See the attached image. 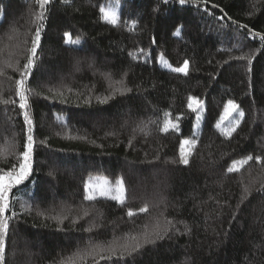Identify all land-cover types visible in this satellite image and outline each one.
Segmentation results:
<instances>
[{
  "label": "trees",
  "instance_id": "trees-1",
  "mask_svg": "<svg viewBox=\"0 0 264 264\" xmlns=\"http://www.w3.org/2000/svg\"><path fill=\"white\" fill-rule=\"evenodd\" d=\"M109 1L115 26L101 19ZM39 11L36 0H0V168L23 162L25 111L34 141L31 176L8 193L5 264H264V41L254 35L264 0H50L21 109L15 81ZM159 56L188 61V75L161 69ZM190 97L204 104L197 134ZM229 100L245 113L230 138L216 128ZM95 177L120 179L125 201L86 199ZM166 220L167 236L120 258Z\"/></svg>",
  "mask_w": 264,
  "mask_h": 264
},
{
  "label": "snow or ice",
  "instance_id": "snow-or-ice-1",
  "mask_svg": "<svg viewBox=\"0 0 264 264\" xmlns=\"http://www.w3.org/2000/svg\"><path fill=\"white\" fill-rule=\"evenodd\" d=\"M40 11L36 14L35 21L38 23V26L35 29V33L31 40V47L28 49L30 52V55L27 57V63L23 65V71L21 72V79H18L15 81V87H16V95L19 97V107L21 109H26L28 107V97L25 94L26 88H25V81L30 73V70L34 66L35 63V57L37 55V49L40 47V40H41V31L44 28V20L46 19L45 11H46V5L50 3V0H36ZM64 2L70 3L71 0H64ZM181 4H185L188 2V0H179ZM198 2L208 3V0H198ZM213 8L218 7L216 4L212 5ZM255 7V5L253 6ZM222 11V10H221ZM100 13L101 18L109 23L115 26L118 23V16L115 12H110L106 10L105 7H100ZM251 14V13H250ZM233 23H236L233 21ZM135 27V24H133V28ZM241 27H247V25H241ZM177 34H179L177 32ZM254 35L260 36V39L264 41V35H260L259 33H255ZM27 41H25L26 43ZM65 43L71 44V45H77L79 44L78 39H73L71 34L65 33ZM134 59L136 57H133ZM236 59H245L244 56L236 57ZM248 63L251 64V58H248ZM6 67H13L11 63L6 64ZM16 70L15 68L13 69ZM173 72L176 73H182L185 76L188 75L189 70V63L188 61H184L183 65L181 67H175L171 69ZM0 75H4V72L2 69H0ZM128 91H131L128 89ZM190 103L189 107H192V104L195 102L194 98H189ZM3 103L7 104L9 103L8 100L2 101ZM12 103H15V101H11ZM193 111H195V108H193ZM233 113H236V117L234 118V122H231V127H229L227 130L221 129V132L226 137H231L232 133L236 131V129L240 125V121L244 118L245 113L243 111L239 110V105H237L234 101L229 100L227 103V106L225 107V115L221 117V122H223L224 119H226L229 116H232ZM168 115L167 113L165 114ZM24 120L28 126V135H27V143L25 144V151L22 152V158L23 162L19 165V170L17 171V168L15 165L11 167V170L5 171L4 169L0 168V264H5V243H4V236L7 233L8 229V222L7 219H4V214L9 209V196L8 193L10 192L13 185L22 183L25 179H27L28 175L31 172V153L33 150V137L31 135L32 131V121L28 116L27 111L24 112ZM217 127L220 128V124H217ZM163 131H168V124L165 123ZM184 144H192L194 146V141L190 142L185 140L183 142ZM253 160V156H247L245 159L234 161L231 166L227 168L228 173H238L240 172L241 168H243L245 165L249 163V161ZM262 158L260 156L255 157L256 163H261ZM181 163L187 165L189 163L188 157L185 154L183 145L181 146ZM119 184V191L122 194L123 193V182H118ZM245 193L248 192V189L245 188ZM88 200L94 199L93 196L89 195L85 197ZM244 197H242L243 199ZM112 199L120 200L121 203H123L122 195L121 196H113ZM141 213L147 212L148 208L147 206L142 207L139 209ZM133 211L129 210L128 216L132 217L135 215ZM162 215V214H161ZM175 227L173 222L171 220H166L163 225H161L159 222L155 224V227L152 229L151 232H149L147 229L143 232V243L140 242V240L133 236L131 239L133 241H136V243L133 246H129L127 243L122 245L123 251L120 253V258L123 259L124 255L127 254L128 256H131L134 252H137L141 247H143L144 244H154L156 240L163 239L165 236L168 235L170 231V227ZM186 231L187 225H185ZM109 252L115 253L116 249L112 248L111 246L108 249ZM96 255H100V252H96L95 249L93 250ZM90 254V253H88ZM85 254V255H88ZM101 259H111V256H100ZM67 264H74L73 258H69Z\"/></svg>",
  "mask_w": 264,
  "mask_h": 264
},
{
  "label": "rangeland",
  "instance_id": "rangeland-1",
  "mask_svg": "<svg viewBox=\"0 0 264 264\" xmlns=\"http://www.w3.org/2000/svg\"><path fill=\"white\" fill-rule=\"evenodd\" d=\"M104 7L106 8V10H108L110 12H115L116 15L118 16L119 4L117 2L109 1ZM102 21H104V20L102 19ZM157 65L161 69H164L167 71H172L171 69L173 68L170 65V63L162 56L158 57ZM194 101L195 102L192 104V107L191 108L189 107V109H191L193 111V108H195V111H193L195 113V120L193 123V132H194V134H197L201 128V125H202V122L204 119L205 110H204V104L202 102H199L195 98H194ZM189 103H190V101H189ZM226 106H227V104L225 105V107ZM225 107H224V110H223L221 117H223L225 115ZM235 117H236V113H233L232 116L227 117L226 119L223 120V122H221V118H220V120L217 122V124L218 123L220 124V128L217 127V124H216V128L220 131H221V129L227 130L229 127H231L230 121L234 122ZM169 128L173 129V126L168 127V129ZM182 145H183L185 154H187L188 144L183 143ZM31 159H32V155H31ZM30 163H31V160H30ZM31 173H32V168H31V172L28 175L27 179L30 178ZM27 179H25L24 181H26ZM120 181L121 180L119 179V180L112 182L105 177H95V178L88 179L86 181L85 187H84L85 188V197L91 195L94 197V199H106V200H110V201H115L117 203H121L120 200L112 199V197L122 195V199L124 202L125 201V192L123 190V193L121 194L120 191L118 190L119 189L118 182H120ZM16 185H18V184H16ZM123 189H124V187H123ZM94 199H92V200H94Z\"/></svg>",
  "mask_w": 264,
  "mask_h": 264
}]
</instances>
